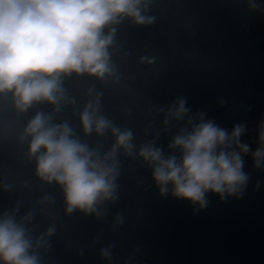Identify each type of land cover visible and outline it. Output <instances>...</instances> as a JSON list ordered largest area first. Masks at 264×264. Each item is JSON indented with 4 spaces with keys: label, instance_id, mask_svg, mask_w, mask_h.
I'll list each match as a JSON object with an SVG mask.
<instances>
[{
    "label": "clouds",
    "instance_id": "obj_1",
    "mask_svg": "<svg viewBox=\"0 0 264 264\" xmlns=\"http://www.w3.org/2000/svg\"><path fill=\"white\" fill-rule=\"evenodd\" d=\"M156 0H0V140L6 130L22 125L16 143L23 158L34 164L35 178L56 185L62 193V213L53 210L55 197L41 196L21 214L23 201L0 213V264H44L43 254L51 251V238L64 217L82 214L102 220L109 204L119 199V158H139L151 169V180L161 197L171 195L195 206L207 207L208 194L222 202L242 199L250 175L245 157L251 155L254 169H264V121L257 129L256 148L242 142L247 131L237 123L231 132L203 111L192 113L186 97L170 104L148 108L162 114V124L181 122L172 136L168 154L156 144L159 133L138 150L131 128L117 125L104 111V92L94 85L83 91V106L66 81L88 77L101 85H119L124 78L118 57L131 55L117 40L125 21L136 28L155 24L149 14ZM248 12L264 15V0H244ZM154 55H140L137 63L152 66ZM223 106L226 100L221 99ZM71 117L78 120L74 125ZM250 110V109H249ZM129 109L125 115H130ZM152 127L145 126V133ZM110 134L105 149L93 136ZM8 191L11 185L4 184ZM257 182L255 189L258 190ZM38 216L53 221L39 231ZM122 214L114 225H122ZM99 241L94 238L93 246ZM115 243L100 248L99 255L112 261ZM139 251V249H136ZM83 256V249L77 253ZM131 259V257H129Z\"/></svg>",
    "mask_w": 264,
    "mask_h": 264
},
{
    "label": "water",
    "instance_id": "obj_2",
    "mask_svg": "<svg viewBox=\"0 0 264 264\" xmlns=\"http://www.w3.org/2000/svg\"><path fill=\"white\" fill-rule=\"evenodd\" d=\"M149 14L157 17L152 26L136 28L128 21L119 26L117 40L131 52L117 58L124 74L121 84L104 86L88 77L66 81L78 106H83V91L94 85L104 92L105 114L133 130L137 150L159 133L156 144L172 154L167 146L183 121L165 126L163 115L149 114L148 108L186 97L193 114L203 111L229 132L237 123L246 124L241 140L255 150L258 125L264 121V15L248 12L244 0H156ZM145 54L156 57L154 65L137 63ZM221 99L226 100L223 106ZM21 125L6 130L0 140V213L23 201V214L45 194L55 197L53 210L62 213L58 186L35 178L34 164L26 162L16 143ZM98 139L105 149L113 142L110 134L93 136L90 142ZM119 158V199L109 204V215L102 220L64 217L51 238V251L43 254L44 264H264V169L253 168L250 154L245 157L250 180L243 198L222 202L209 193L207 207L198 211L187 201L161 197L142 160L122 152ZM4 184L11 188L5 191ZM117 214L124 223L115 226ZM37 222L44 231L53 221L38 216ZM110 243L116 245L112 261L99 255ZM80 249L83 256L77 254Z\"/></svg>",
    "mask_w": 264,
    "mask_h": 264
}]
</instances>
